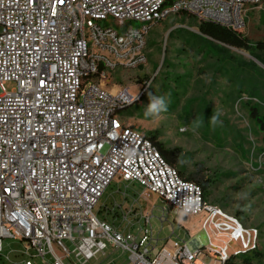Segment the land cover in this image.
<instances>
[{
  "label": "built area",
  "instance_id": "2783aa9c",
  "mask_svg": "<svg viewBox=\"0 0 264 264\" xmlns=\"http://www.w3.org/2000/svg\"><path fill=\"white\" fill-rule=\"evenodd\" d=\"M262 2L0 0V264H89L117 249L126 253L119 264H223L257 249L255 227L204 199L144 134L120 122L141 91L102 82L145 61L146 34L167 16L240 30L247 8ZM112 180L119 197L98 218L92 208ZM133 184L182 219L199 216L200 236L184 240L168 222L158 244L154 205L142 211ZM7 239L17 246L4 252Z\"/></svg>",
  "mask_w": 264,
  "mask_h": 264
},
{
  "label": "rangeland",
  "instance_id": "374dc122",
  "mask_svg": "<svg viewBox=\"0 0 264 264\" xmlns=\"http://www.w3.org/2000/svg\"><path fill=\"white\" fill-rule=\"evenodd\" d=\"M195 20L174 14L154 23L145 37V61L109 71L103 87L115 90L125 86L135 95L141 91L136 100L120 110V122L142 134L156 130L166 146L180 149L186 171L200 167L203 175L214 181L206 198L227 214L235 216L238 212L243 226L258 230L260 260L249 264H264V133L247 112L251 102L264 106V66L243 49L203 41ZM128 24L138 25L136 21ZM239 31L250 42H264V2L247 8L245 24ZM217 45L221 48L213 49ZM248 63H253L252 67ZM2 87L9 90L13 84L5 82ZM150 96L163 97L167 112L146 116ZM216 113L218 123L213 125L211 117ZM118 186L112 180L92 208L98 218L104 216L102 205L109 206L111 199L119 197ZM153 205L149 224L158 244L170 234L168 222L184 240L190 235L200 236L199 216L182 219L160 199ZM161 208L166 221L159 229ZM2 244L4 252L17 246L8 239ZM106 253L105 257L92 258L89 264L108 260L119 264L126 257L118 249ZM231 260L246 264L240 258Z\"/></svg>",
  "mask_w": 264,
  "mask_h": 264
},
{
  "label": "trees",
  "instance_id": "16d2710c",
  "mask_svg": "<svg viewBox=\"0 0 264 264\" xmlns=\"http://www.w3.org/2000/svg\"><path fill=\"white\" fill-rule=\"evenodd\" d=\"M175 15H180L182 17L185 16L192 17L191 15L184 12H179L176 13ZM194 25L196 26L199 32L200 36L198 37L203 41H208L210 44L213 43V41H215L223 45L232 46L238 49H243L264 66V42L262 41L250 42L239 30H232L230 28L209 21L195 20ZM207 38L210 40H207ZM218 48H221V46L217 45L216 48L213 49H218ZM248 64L250 67H252L253 65V63H248ZM241 81L244 82V80H238V82L240 83ZM248 86H251L250 80L248 81ZM256 95L257 94L251 95V97H254ZM263 103H264V97H263ZM247 112L250 117V120L253 122L256 128L264 133V106L261 107L257 103L251 102V104L248 105L247 107ZM144 135L156 147L161 157L171 167H173L183 179L190 180L198 184V186L202 191L203 198L208 200L206 197L208 196L209 188L214 183V181L204 176L203 173L201 172L202 170L200 167H198L197 170L193 172L186 171L184 166V155L181 153L180 149L178 147L166 146V144L159 139V134L156 130H148L145 132ZM238 215L239 213L236 212L235 216L237 218ZM236 258L237 259L240 258L242 262L249 264L252 261L260 260V252L257 249H254L231 259H236ZM231 259L227 260L223 264H235V262L232 261Z\"/></svg>",
  "mask_w": 264,
  "mask_h": 264
},
{
  "label": "clouds",
  "instance_id": "9594fccd",
  "mask_svg": "<svg viewBox=\"0 0 264 264\" xmlns=\"http://www.w3.org/2000/svg\"><path fill=\"white\" fill-rule=\"evenodd\" d=\"M168 104L163 97H151L150 96V103L147 106L145 111L146 116H156L163 112H167ZM218 116L219 113L214 114L211 117V123L216 125L218 123Z\"/></svg>",
  "mask_w": 264,
  "mask_h": 264
},
{
  "label": "crops",
  "instance_id": "0c3cea01",
  "mask_svg": "<svg viewBox=\"0 0 264 264\" xmlns=\"http://www.w3.org/2000/svg\"><path fill=\"white\" fill-rule=\"evenodd\" d=\"M129 194H134L136 196L139 195L137 201H138V203L140 205V209L142 211L145 210L150 203H154L155 201H157L158 199H160V198H158L156 196H153V195L151 196V194L149 195V193H146V192H143L142 193L141 192V188L137 184H133L131 186V189L129 191ZM108 205H110V201H109V204Z\"/></svg>",
  "mask_w": 264,
  "mask_h": 264
},
{
  "label": "water",
  "instance_id": "95a60500",
  "mask_svg": "<svg viewBox=\"0 0 264 264\" xmlns=\"http://www.w3.org/2000/svg\"><path fill=\"white\" fill-rule=\"evenodd\" d=\"M227 46V45H226ZM230 47V46H229Z\"/></svg>",
  "mask_w": 264,
  "mask_h": 264
}]
</instances>
